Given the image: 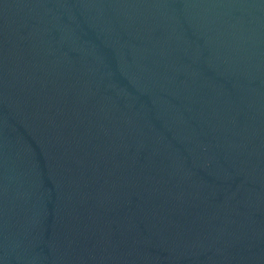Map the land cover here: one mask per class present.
Masks as SVG:
<instances>
[{
  "label": "water",
  "instance_id": "water-1",
  "mask_svg": "<svg viewBox=\"0 0 264 264\" xmlns=\"http://www.w3.org/2000/svg\"><path fill=\"white\" fill-rule=\"evenodd\" d=\"M0 264H264V0H0Z\"/></svg>",
  "mask_w": 264,
  "mask_h": 264
}]
</instances>
